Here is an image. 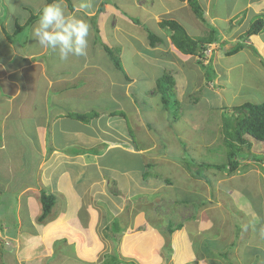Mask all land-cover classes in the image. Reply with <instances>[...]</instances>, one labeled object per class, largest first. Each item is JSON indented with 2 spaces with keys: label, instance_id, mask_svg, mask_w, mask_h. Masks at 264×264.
Returning <instances> with one entry per match:
<instances>
[{
  "label": "crops",
  "instance_id": "1",
  "mask_svg": "<svg viewBox=\"0 0 264 264\" xmlns=\"http://www.w3.org/2000/svg\"><path fill=\"white\" fill-rule=\"evenodd\" d=\"M12 1L15 2L14 14L22 9L29 16L39 13L47 2V0H0V23L4 19L5 5ZM197 2L209 23L233 24L235 21L226 33L220 29L219 35H222L220 41L215 38L216 42L210 45L212 49L205 62L200 61L198 56L182 54L171 44L168 31L159 27L161 20H172L180 24L188 36L203 37L201 34L205 32L206 20L202 23L195 18L188 0H116L115 2L91 0L92 7L88 9H79L80 0H64L69 13L75 12L76 15L83 16L91 25L87 55L78 57V62L74 60V57H70L68 61H61L57 52L43 49L37 44L31 34L37 19L24 30L26 39H23L21 44L19 40L14 42L16 33H21L19 30L27 23V13L18 14L19 24H17L19 18H13L8 31H6L7 25L2 28L0 24V36L3 38V41H0V194L9 192L11 188L13 192L17 191L14 193H17L18 204L21 203L19 201L21 197H27L30 199L29 202L33 201L29 203V206L32 203V211L35 212L32 223L36 225L38 231L36 237L46 235L43 241L40 238L36 241L42 246L43 243L48 244L50 250L47 254H42V257L51 256L53 252L50 247L53 243L62 242L66 251L72 237L77 236V241H74L77 245L82 242V235H85V242L77 245L81 247L79 252L75 250L73 252L70 248L67 251L74 255L73 258L77 261L89 260V229L87 228L89 227V209H91L89 203L92 204L95 197L101 198L98 203H107L112 199L117 200L121 192L127 193V190H131L133 192L129 191L130 195L140 198L146 192V188L143 189L141 183L149 176L161 181L159 191H166L165 185H171L167 177L158 176L154 172L152 175L149 172L150 168L139 159L135 167L120 171H128L132 179H129L126 173H120L119 170L103 163L106 155L111 151L118 150L138 158L142 156V151L150 149L149 147L138 148L128 136L123 112L125 99L133 105L131 108L133 114V107L137 106L136 102H141L140 98H145L149 93L154 96L157 93L158 81L168 76L172 79L171 92L179 96L185 95L183 92L187 84L191 83L195 77L201 83L211 80L208 78L210 75H207L203 68H209L212 63L215 68L213 74H216L218 78L229 76L233 69L250 66L252 74L258 72V77L263 82H260L261 89H264V65L258 57L244 48L256 45L255 47L264 55V30L247 39L242 38L254 19L259 17L264 19V0H197ZM133 5L136 7L135 12L124 10V7ZM186 21L191 22L196 28L198 32L196 36L188 33L184 25ZM150 34L161 39V42H156L151 47ZM216 35H218L217 32ZM121 40L122 43H120ZM235 41L244 45L237 53L245 52V61L235 65L230 64L228 67L222 62L224 53L221 47L226 42ZM104 47L117 52L121 69L114 66ZM102 52L108 55V59H104ZM233 55L224 56L232 57ZM16 57L18 58L15 59ZM256 65H259L263 71L257 69ZM191 68L196 69L194 74L190 73ZM221 69H224L223 72ZM154 71H158V75ZM244 74L245 72H240L238 75L242 77ZM148 77L153 81L154 89L143 92L141 79H148ZM215 81L220 82L219 79ZM215 94L220 95L219 92ZM183 98L179 97L178 101L175 98V103L178 105ZM120 100L123 101L120 102ZM110 103L113 104L112 109L108 106ZM220 108L221 106L217 109ZM89 112L96 114L86 122L68 116L72 113L89 114ZM128 115L131 118V113ZM137 118L142 127L147 128L146 133L150 132L151 123L146 122L141 115ZM166 124L171 127L170 123L166 122ZM133 127L137 128L135 125ZM8 131L15 132L12 135L14 142H22L24 148L34 152L32 158L36 157L38 161L34 168L37 177L24 180V171L29 165L31 166L30 157L24 154L21 156L23 162L18 163L20 167L15 170L12 179L9 177L10 171H13L10 170L11 155L17 149L12 148L9 144L11 141L6 139L10 135ZM89 134L94 135L92 138L94 144L105 146L101 154L89 151V146L83 152L79 151L76 154L66 152L73 143L85 140L89 142ZM247 139L250 142L248 137ZM257 144L264 147L263 143ZM152 148L155 149L154 143ZM250 160L254 163L260 162L252 158H249L247 162L250 163ZM170 162L172 161L169 160L168 163ZM143 166L146 171L141 176ZM238 169L239 166L235 173H239ZM18 175L23 178L17 180ZM230 177L232 178V175ZM14 180L21 184L13 189ZM111 183H115L118 192L109 190ZM231 186L236 189L235 186ZM34 191L37 193H33ZM42 191L57 195L58 202L61 203L62 200L64 202V205L57 207L59 211L53 218L59 221L60 228L54 222L52 228L50 223L44 226L41 222H37L38 208L39 206L41 208L39 197ZM157 191L151 193L150 197L159 196ZM117 204L111 202V213L116 211ZM53 213L51 212L46 219H49ZM139 215L141 217L143 214ZM149 217L151 224L148 221L144 222L148 223L147 228L153 224L151 215ZM115 219L119 221V218L115 217ZM168 224L170 225L171 222ZM61 225H66L68 228L64 230ZM179 225L181 227L173 232L177 233V237L172 238L174 243H177L178 246L175 245L177 248L173 250L169 248L165 253L162 248V252L158 250L154 253L145 250L146 248H140L137 255L135 254L137 260L134 261L135 256L131 259H125L123 256L124 259H121L118 254L119 259L124 263L135 262V264H176L178 262L174 261V257L193 262H201L200 260L204 258L206 260L202 252L191 244L192 238L182 226L183 224ZM119 226L124 233L126 225L123 223L121 225L119 222ZM52 229L62 236L59 239H50L48 234L52 232ZM180 237L182 251L178 244ZM182 245L185 247L182 248ZM231 245L232 249L237 250L238 247L234 246V243ZM250 246V241L246 237L243 247ZM237 254L231 253V256H235V260H232L235 264L250 262L249 257L244 259V256Z\"/></svg>",
  "mask_w": 264,
  "mask_h": 264
},
{
  "label": "rangeland",
  "instance_id": "2",
  "mask_svg": "<svg viewBox=\"0 0 264 264\" xmlns=\"http://www.w3.org/2000/svg\"><path fill=\"white\" fill-rule=\"evenodd\" d=\"M110 1L115 2L116 0ZM14 4V1L9 2L4 8V19L0 24L2 28L7 25L6 31L11 27L13 18L18 19V14L27 13L20 9L18 13L14 14ZM135 8L134 5L126 6L124 10L135 12ZM30 17L31 15L29 16L27 13L26 22ZM204 20H206L205 32L201 36L207 35L213 28L218 33V35H215L217 41H220L222 36L219 35L220 29L226 33L230 30V26L235 23L234 21L233 24H211L207 18ZM19 22L20 18L17 24ZM184 25L189 34H195V36L198 34L191 22L186 21ZM27 28H21L19 30L21 33H16L14 42L19 40L21 44L22 40L26 39L24 30ZM0 41H3L2 36H0ZM120 43H122V40ZM235 43L236 41L226 42L221 48L223 51L230 49ZM255 46L250 45L244 48L264 62V55ZM211 49L212 46L209 45L204 52V57L199 60L205 62ZM112 53L115 58L119 59L116 51H112ZM102 55L104 59H108L107 54L102 52ZM245 55V52L242 54L237 53L232 57H225L223 54L222 62L229 67L230 64L235 65L245 61ZM73 57L76 62L79 61L78 57ZM256 67L263 71L259 65H256ZM203 69L207 75H210L208 78L211 80L201 83L195 77L191 83L187 84L183 92L185 95L179 96L172 92L166 94L165 97L169 100L167 105L160 100V90L157 86V93L154 96L149 93L145 98H140L141 102H136L137 106L133 107V114L131 110L133 105L128 102V99H125L123 103L125 110L123 112L125 113V129L128 131V136L138 148L149 147L150 149L142 151V156L138 158L128 153H121L118 150L111 151L106 155L103 162L108 167L115 168L120 172L123 169L130 170L135 167L139 159L150 168L149 172L151 174L154 172L156 175L167 177V180H170L171 185H165L166 191H159L161 181L154 180L152 176H149L141 183L143 189L146 188V192L140 198L136 195H130L133 192L131 190H127V193L121 192L120 197L116 198L117 200L112 199L107 203H98L100 197L93 198V203H89L91 209H89V227H87L89 229V260H83L82 257V262L75 260L74 255L72 256L67 250L70 248L73 252L74 250L79 252L81 247L77 245L85 242V235H82V242L77 245L74 243V241H77V236L72 237L66 251L62 242L53 243L50 247L53 252L51 256L42 257V254H47L50 250L48 244L43 243L42 246L36 241L39 240L38 238L43 241L46 235L36 237L38 231L36 225L32 223L35 212L32 211L33 204L31 203L29 206V203L33 201L29 202L30 199H27V197H21L19 200L21 203L18 204L16 202L17 193H14L17 191L13 192L10 188L9 192L0 194V264H103L104 261L111 264L110 261L104 259V255L118 253L121 259H131L135 254L137 255L140 248H146L145 250L153 253L158 250L161 251L162 248V250L164 249L163 253H165L169 248L173 250L178 246L176 242L174 243V239L172 240L173 237H177V233L168 232V222H171L170 226L182 223V226L192 238L191 244L206 257V260L205 258L201 259V262L174 257V261L178 262L176 264H235L233 262L235 256H231V253H239V255L244 256V259L249 257L250 262L245 264H264V147L257 144L259 142L251 137H248L252 143V148L249 151L241 146H227L222 130L225 118L229 121L235 118L232 113L233 107L245 103L255 105L264 103V89H261V83L263 82L258 77V72L252 74V67L250 66L233 69L229 76L219 78L216 74H213L215 70L213 63L210 64L209 68L205 67ZM190 70L192 74L196 71L194 68ZM223 70L221 69V72ZM240 72H245V74L240 77L238 75ZM149 73H152V71H149ZM155 74L158 75V71ZM150 76L154 77L152 74ZM215 79H219L220 82L215 81ZM153 86V81L149 77L148 79H141L143 92L151 90V88L154 89ZM178 88L180 89V87ZM215 92H219L220 95L218 96ZM183 96L185 97L183 98ZM179 97L183 100L178 102L177 105L174 99L176 98L178 101ZM122 101L120 100V102ZM108 106L110 109L113 108L112 103ZM219 106L222 110L217 109ZM128 113H131V118ZM138 115H141L146 122L151 123L150 132L146 133L147 128L142 127L141 122L138 121ZM166 122L170 123L171 127ZM133 125L137 128H134ZM87 129L89 128L87 127ZM8 133L10 135L6 139L11 141L9 144L12 145V148L17 149L11 155L10 162H12V165L10 170L13 171H10L9 177L12 179L15 170L20 167L19 161L23 162L22 154L30 157L31 160V166L29 165L28 169L24 171V180L37 177L34 168H36L38 161L36 157L32 158L34 152L28 151L26 147L24 148L22 142L13 141L12 135L15 132L8 131ZM93 137L94 135L89 134V142L85 140L73 143L75 147H69L66 152L76 154L79 151L83 152L89 146V151L101 154L105 146L98 143L94 144ZM153 143L155 149L152 148ZM230 151L235 152V160L239 165V173L234 172L231 174L232 178L225 171L203 167V164H226ZM253 154L260 162L254 163L252 160H250V163L247 162L249 158L246 160V157ZM169 160L172 162L168 163ZM160 161L161 163H159ZM173 162L177 166H174ZM141 171L142 174L140 175L142 176L146 171L144 166ZM127 172L120 173H126L125 175L132 179ZM111 173L113 172L111 171ZM22 178L18 175L17 180ZM17 182L14 180L13 189L21 184ZM231 185L235 186L236 189H233ZM109 190L118 192L115 183L110 184ZM89 191H91L90 188ZM154 191H157L159 196L152 198L150 196ZM33 193L37 192L34 191ZM47 193L51 194L50 192ZM53 196L56 201L51 212L54 213L41 224L45 226V224L50 223L52 228L54 222L60 228L59 221H55L53 218L59 211H57V207L64 205V202L62 200L61 203L63 204L59 203L57 195ZM89 202H91L90 197ZM111 202L118 203L116 211L112 213L110 212ZM17 205L19 206L17 207ZM38 210L39 218L41 216L40 206ZM139 214L143 215L140 217ZM150 215L153 224L150 225V228H147L148 223L145 224L144 222L148 221L151 224ZM115 217L119 218L121 225L122 223L126 225L124 233L121 226L118 228L120 233L113 234L110 231L111 222ZM38 218L37 222H39ZM63 228L65 230L68 227L64 225ZM51 231L48 234L50 239H59L62 236V234L58 235L53 229ZM246 237L250 241V247H243ZM132 238L133 240H130ZM233 243L234 246L238 247L237 250L232 249L231 244ZM178 244L180 251H182L180 247L181 237ZM175 245L177 246L175 247ZM184 247L182 245V248ZM135 260H137L136 256L134 257Z\"/></svg>",
  "mask_w": 264,
  "mask_h": 264
},
{
  "label": "trees",
  "instance_id": "3",
  "mask_svg": "<svg viewBox=\"0 0 264 264\" xmlns=\"http://www.w3.org/2000/svg\"><path fill=\"white\" fill-rule=\"evenodd\" d=\"M52 0H47L46 3H51ZM188 4L195 15V18L205 23L203 10L199 6L197 0H188ZM39 14V13H38ZM37 15L31 16L27 21L26 25L22 28L28 27L34 20L37 19ZM31 19V20H30ZM159 27L166 29L169 33V39L171 44L179 50L184 55H192L198 56L199 58L204 57V52L207 50L208 46L215 43V35L216 31L212 28V30L207 33V35L199 38H192L187 35L184 28L175 21L172 20H161L159 22ZM264 30V19L256 18L254 19L249 28L246 30L242 38H248L252 35H257L263 32ZM156 42H161V39L154 37L152 34L149 35V45L152 47ZM243 44L240 42L235 43L230 49H226L223 51L225 56H231L237 53L239 50L243 48ZM105 51L111 58L114 66L117 69H121L120 62L117 58L114 57L111 50L107 47H104ZM261 63L264 64L263 61ZM172 79L168 77L161 78L158 81L157 88L160 90L161 101L167 105L168 101L165 97L166 94L171 92ZM232 113L234 114V120L229 121L227 118L223 121V135L224 140L227 146H241L246 148L248 151L251 148V143L248 141L247 137H251L255 141L259 143H264V103L259 105L245 103L240 106L233 107ZM96 113L92 112L90 114H77L72 113L68 114L69 117L74 118L78 121L86 122L92 116H95ZM233 116V115H232ZM239 152V151H238ZM94 153V152H93ZM95 154V153H94ZM248 158H252L255 161H259L256 159V156H247ZM238 162L235 160V152L230 151L227 158V163L224 165H209L203 164L205 168L216 169L219 171H225L227 175L233 174L238 168ZM188 168V166H187ZM189 169V168H188ZM190 170V169H189ZM194 177H197L193 175ZM39 201L41 204V216L38 218L39 222H43L51 213L52 207L55 205V197L52 194L47 192H41ZM181 225L176 226H168L167 230L169 233H173L176 229L180 228ZM119 221L114 219L110 225V231L113 234L120 233L118 230ZM110 255V254H109ZM105 256V260L110 261L111 264H135V262L124 263L118 257V253H112V255ZM103 264H107L105 261Z\"/></svg>",
  "mask_w": 264,
  "mask_h": 264
},
{
  "label": "clouds",
  "instance_id": "4",
  "mask_svg": "<svg viewBox=\"0 0 264 264\" xmlns=\"http://www.w3.org/2000/svg\"><path fill=\"white\" fill-rule=\"evenodd\" d=\"M78 7L91 8V0H80ZM90 31L88 20L69 13L64 0H52L39 11L31 34L41 48L55 51L61 61H68L87 55Z\"/></svg>",
  "mask_w": 264,
  "mask_h": 264
},
{
  "label": "water",
  "instance_id": "5",
  "mask_svg": "<svg viewBox=\"0 0 264 264\" xmlns=\"http://www.w3.org/2000/svg\"><path fill=\"white\" fill-rule=\"evenodd\" d=\"M182 1H187V0H182Z\"/></svg>",
  "mask_w": 264,
  "mask_h": 264
},
{
  "label": "bare ground",
  "instance_id": "6",
  "mask_svg": "<svg viewBox=\"0 0 264 264\" xmlns=\"http://www.w3.org/2000/svg\"><path fill=\"white\" fill-rule=\"evenodd\" d=\"M227 13V12H226ZM233 14V13H232ZM26 25V24H25ZM24 27V26H23Z\"/></svg>",
  "mask_w": 264,
  "mask_h": 264
}]
</instances>
